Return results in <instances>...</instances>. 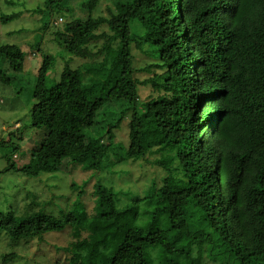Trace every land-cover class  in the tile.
<instances>
[{"label": "trees", "instance_id": "trees-1", "mask_svg": "<svg viewBox=\"0 0 264 264\" xmlns=\"http://www.w3.org/2000/svg\"><path fill=\"white\" fill-rule=\"evenodd\" d=\"M77 1L86 15L53 30L60 53H43L31 82L26 53L0 41V86H12L16 96L26 91L29 104L22 127L0 137V145L11 146L0 172L60 171L61 158L55 163L38 148L30 156L38 163L19 167L28 157L21 147L26 133L45 127L58 144L80 143L72 162L84 169L103 172L129 160L144 169L156 153L151 163L160 174L146 176L143 195L98 180L93 218L76 202L58 215L0 209V233L12 246L64 231L77 239L55 247L56 254L72 253L74 264H203L205 254L223 256L222 264H264V0ZM69 3L46 0L32 10L45 14L49 32L64 20L54 19L55 11H73ZM103 3L106 14L98 11ZM33 47L41 50V42ZM77 60L87 62L72 66ZM95 71L105 76L93 80ZM73 76L78 94L71 84L63 91ZM64 93L72 104L91 107L85 121L58 118ZM213 116L218 130L203 137ZM122 129L127 141L117 142ZM86 184L73 181L80 196ZM122 195L129 199L122 203Z\"/></svg>", "mask_w": 264, "mask_h": 264}, {"label": "rangeland", "instance_id": "rangeland-1", "mask_svg": "<svg viewBox=\"0 0 264 264\" xmlns=\"http://www.w3.org/2000/svg\"><path fill=\"white\" fill-rule=\"evenodd\" d=\"M45 1L46 0H0L1 44L19 48L26 53L24 72H30V76H25L26 79L30 78V82L40 69L43 61V53L57 56L58 53H60L58 42L54 39L53 30H55V28L63 29L67 21L77 16H84L87 13L82 7L80 8L77 0H70L69 5L72 7L73 11H55L53 18L58 19L59 17H63L64 20L61 21V19H59V23L56 22V26L51 28L49 32L44 31L43 19L45 14L33 13L32 9L43 6ZM106 3H103L99 7V12L102 11L106 14L103 10ZM14 12L20 15L7 20L3 19L5 15ZM38 42H41V50H34L33 46L38 44ZM86 62V60H77V62L72 63V66L78 67ZM55 69H57L58 72V57ZM61 70L62 69H59V71ZM60 73L61 72L57 73V79ZM90 75L94 80L96 76H105V71H103V73L95 71L94 74L92 73ZM109 78L110 76L104 77L106 80ZM67 84H71L72 88L76 89L77 94L80 92L78 81L74 76L65 79L63 91H65ZM12 88V86H0V137L5 136L8 138L10 131L22 127L29 109L27 92L24 91L21 95L16 96ZM141 93L142 96L145 97L149 93V90H144ZM65 95L64 93L60 100H58V118L69 124L85 121L90 115L91 107L72 104ZM66 110L72 112L74 118H70ZM45 132V127L31 128L28 130L24 140L21 142L22 151H28V157H26V155L19 156V167L37 164L39 161L38 156H34L35 158L33 160H31L30 156L33 155L31 149L38 148L41 150V155L50 157V160H54L55 163L59 157L61 158L63 165L59 169L60 171H56L53 174H51V172L42 171L35 175H28L23 171L14 170L0 172L1 210H15L19 213H27L33 210L45 209L58 215L61 209L67 211L72 208V205L76 202L82 203V206H80L81 209H87L88 216L93 218L95 217L93 213L96 205L94 203L95 197L92 191L98 180L105 184L113 185L116 188L125 187L124 191L129 190L126 189L128 186H133L136 192L135 194L143 195L149 185V180L146 176L152 177L156 173L160 174L159 166L151 163L155 158L160 156V154L156 153L148 156L150 163L149 167L145 166L146 169H141L139 163L133 162L132 160H129L127 163H120L113 169L103 172L84 169L82 164L72 162L73 156L78 154L82 149L77 140H65L58 144V140L47 137ZM207 132L212 133V130L206 131V133ZM127 138L128 132L125 129L118 131L116 136L117 142H120V140L126 142ZM10 147L11 146L6 147L0 145V170H3L7 165L4 155L11 150ZM13 158L17 159L16 154H14ZM129 179L132 180L128 182ZM73 181L78 182L79 185L87 182V191L82 193V196L79 194L82 188L79 187L75 189ZM130 191L133 192L132 190ZM128 199L129 198L125 195L121 196L122 203L126 202ZM65 234L64 231H55L47 233L44 241L34 239L29 244H22L24 241H20L19 244L11 246L9 238L6 237L4 233H0V264H74L73 262L75 260L73 261L72 253L60 251L59 255L58 253L56 254L57 249L55 247H57L59 251V247H65L66 243H74L77 239L73 236L66 237ZM105 235L106 233L103 237ZM111 235L112 234H109L106 240L109 241ZM83 237H86V234H84ZM9 251H15L18 256L12 261L3 263L1 258L2 253ZM196 252L197 248L194 247V256H196ZM225 261L223 256H208L205 254L203 264H222Z\"/></svg>", "mask_w": 264, "mask_h": 264}, {"label": "clouds", "instance_id": "clouds-1", "mask_svg": "<svg viewBox=\"0 0 264 264\" xmlns=\"http://www.w3.org/2000/svg\"><path fill=\"white\" fill-rule=\"evenodd\" d=\"M192 44H193V41H192V36H190V37H185V46H186V48L189 50V49H191L192 48ZM191 52H189V54H190ZM191 57V56H190ZM192 58V57H191ZM218 122H219V118L217 119V117L216 116H213L212 118H209V119H207V123H206V125L205 126H207L206 127V129H205V132H204V135H203V137H206V136H208V135H211V134H213L216 130H218ZM208 129V130H207ZM212 130V133H209V132H207L206 133V131H211ZM206 134V135H205Z\"/></svg>", "mask_w": 264, "mask_h": 264}]
</instances>
